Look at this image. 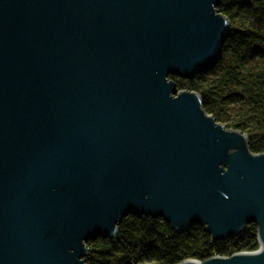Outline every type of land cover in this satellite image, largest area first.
<instances>
[{
    "label": "water",
    "instance_id": "water-1",
    "mask_svg": "<svg viewBox=\"0 0 264 264\" xmlns=\"http://www.w3.org/2000/svg\"><path fill=\"white\" fill-rule=\"evenodd\" d=\"M222 0H0V264H87L129 215L259 247L264 152L177 91L221 58Z\"/></svg>",
    "mask_w": 264,
    "mask_h": 264
},
{
    "label": "trees",
    "instance_id": "trees-1",
    "mask_svg": "<svg viewBox=\"0 0 264 264\" xmlns=\"http://www.w3.org/2000/svg\"><path fill=\"white\" fill-rule=\"evenodd\" d=\"M217 10L230 22L221 58L192 79L176 78L178 87L200 94L204 110L247 135L252 152H264V0H222ZM87 264H179L203 261L259 247L257 225L212 240L202 224L175 231L161 218L129 215L113 238L87 243Z\"/></svg>",
    "mask_w": 264,
    "mask_h": 264
},
{
    "label": "rangeland",
    "instance_id": "rangeland-1",
    "mask_svg": "<svg viewBox=\"0 0 264 264\" xmlns=\"http://www.w3.org/2000/svg\"><path fill=\"white\" fill-rule=\"evenodd\" d=\"M219 12V11H218ZM219 13H221V14H223L221 11L219 12ZM176 78H179V77H176ZM171 79H173L176 83H177V81L175 80V77H171ZM181 79H183V78H181ZM190 91L189 89H187V88H180V87H178V84H177V91L178 92H181V91ZM211 115V114H210ZM215 121L217 122V123H221V122H219V121H217L216 120V118H215ZM223 124V123H222ZM225 125V124H224ZM226 128H228L227 126H225ZM228 129H233V128H228ZM253 153H255V152H253ZM256 154V153H255Z\"/></svg>",
    "mask_w": 264,
    "mask_h": 264
}]
</instances>
